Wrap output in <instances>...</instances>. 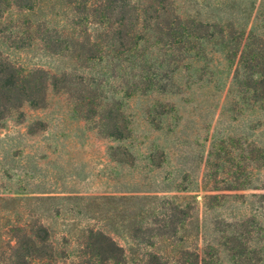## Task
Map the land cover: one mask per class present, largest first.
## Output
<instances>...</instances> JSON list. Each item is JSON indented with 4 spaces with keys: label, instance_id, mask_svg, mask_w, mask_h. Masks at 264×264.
Listing matches in <instances>:
<instances>
[{
    "label": "trees",
    "instance_id": "obj_1",
    "mask_svg": "<svg viewBox=\"0 0 264 264\" xmlns=\"http://www.w3.org/2000/svg\"><path fill=\"white\" fill-rule=\"evenodd\" d=\"M61 3L66 13L61 24L27 17L1 27L5 34L1 37L10 47L25 48L33 41L38 42L48 53L68 58L74 67L60 73L40 67L25 69L0 52V127L14 111L26 105L35 109L45 107L53 90L67 94L82 117L102 120L106 135L128 139L131 129L122 117V104L108 92H121L126 97L150 91L176 94L179 84L175 77L182 69L197 73L199 81L204 79L201 72L207 74L205 69L210 65L195 64L216 51H208V45L226 51V62L232 69L227 94V97L233 94L232 109L236 110L240 104L234 95L239 96L244 106L264 107V25L262 30H247L234 20L220 22L185 15L176 0H61ZM38 4L39 0H0V21L14 9L34 13ZM117 81L120 88L114 87ZM241 140L230 138V147L240 145ZM228 147L221 143L220 149L210 152L213 160L207 158L205 162L202 190L207 192L204 200L209 210L221 207L230 198L243 199L244 194L239 191L264 189V184L253 185L248 172L251 166L255 171L264 169V146L240 147L242 152L238 156ZM252 196L264 200V194ZM121 199L127 202L131 213L126 226L133 243L130 248L118 242L108 229L109 224H86L58 239L49 224L27 223L17 227L15 243L9 245L10 253L3 256V261L5 264H264V224L258 212L240 219L217 218L212 238L204 236L194 195Z\"/></svg>",
    "mask_w": 264,
    "mask_h": 264
},
{
    "label": "rangeland",
    "instance_id": "obj_2",
    "mask_svg": "<svg viewBox=\"0 0 264 264\" xmlns=\"http://www.w3.org/2000/svg\"><path fill=\"white\" fill-rule=\"evenodd\" d=\"M176 4L185 15L234 20L247 30L263 29L262 0H176ZM65 14L61 0H39L34 13L8 11L0 21V52L25 69L40 67L53 73L73 69L68 58L48 53L38 42L15 48L1 37L5 35L1 27L10 21L32 17L61 24ZM213 49L201 62L192 61L196 66L210 65L207 74L201 72L204 79L199 81L197 73L182 69L175 77L176 94L150 91L126 97L108 92L122 104V117L131 129L128 139L106 135L102 120L82 117L67 94L53 90L45 107L26 105L4 120L0 127V264H5L3 256L15 243L17 227L27 223L49 224L58 239L86 224H109L118 242L130 248L133 243L126 226L131 213L121 199L126 196L194 195L206 237H214L211 230L219 217L240 219L258 212L264 224V200L252 196L264 194L263 188L239 191L243 199H227L217 209L205 205L202 181L207 158L213 160L210 152L223 142L236 156L242 152L240 147L264 146V107L244 106L234 95L240 104L232 109L233 94L227 97L232 69L226 51L208 45V51ZM120 86L115 82V88ZM230 138L242 139L241 146L230 147ZM248 172L253 185L264 184V169L255 171L251 166ZM185 187L186 191H179Z\"/></svg>",
    "mask_w": 264,
    "mask_h": 264
}]
</instances>
